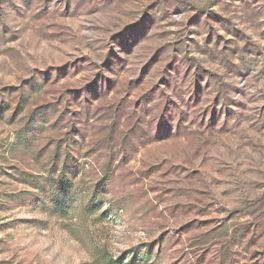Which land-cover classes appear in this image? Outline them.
Listing matches in <instances>:
<instances>
[{"label":"rangeland","instance_id":"374dc122","mask_svg":"<svg viewBox=\"0 0 264 264\" xmlns=\"http://www.w3.org/2000/svg\"><path fill=\"white\" fill-rule=\"evenodd\" d=\"M0 264H264V0H0Z\"/></svg>","mask_w":264,"mask_h":264},{"label":"trees","instance_id":"16d2710c","mask_svg":"<svg viewBox=\"0 0 264 264\" xmlns=\"http://www.w3.org/2000/svg\"><path fill=\"white\" fill-rule=\"evenodd\" d=\"M58 183L60 185L64 184L62 179L59 180ZM49 197V203L54 207L53 209H55L56 211H61L64 207H66V205L64 204L65 200L69 199L70 196L61 194V192H58V190L52 189L50 191ZM92 197L94 196L92 195Z\"/></svg>","mask_w":264,"mask_h":264}]
</instances>
